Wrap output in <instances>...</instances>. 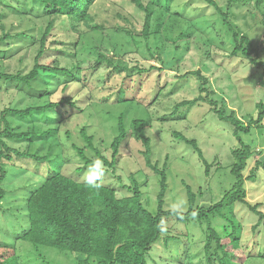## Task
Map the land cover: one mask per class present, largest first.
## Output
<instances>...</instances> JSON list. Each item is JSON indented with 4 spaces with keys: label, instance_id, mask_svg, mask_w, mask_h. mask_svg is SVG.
I'll list each match as a JSON object with an SVG mask.
<instances>
[{
    "label": "trees",
    "instance_id": "obj_1",
    "mask_svg": "<svg viewBox=\"0 0 264 264\" xmlns=\"http://www.w3.org/2000/svg\"><path fill=\"white\" fill-rule=\"evenodd\" d=\"M181 1L127 0L143 14L142 22L123 6L116 9L118 2H110L113 17L108 15L106 21L113 20L114 25L109 29L99 13L102 0H0V61L3 62L0 88L5 86L0 92L10 93L11 89H17L24 96V87L32 89L33 84L41 83L45 87L43 93L29 97L32 104L8 106L0 113V204L11 194L4 186L13 166L32 160L37 167L48 166L47 174L38 170L43 181L31 187L24 200V217L28 219V226L13 238L15 242L23 240L36 249L46 247L73 253L78 256L79 264H148L150 260L153 262L154 254L168 253L170 244L182 239L179 233L170 232L167 221L183 224L196 221L202 228L205 226L201 250L205 264H264L261 243L255 242L251 248L243 244L244 223L236 213V206H243L257 221L252 232L256 234L259 229H264L263 204L251 203L246 188L248 183L258 180L259 172L264 176V152L258 149L259 139L264 137V93L255 102L256 115H250L244 122L226 101L217 97L212 88L214 76L209 73L211 69L207 72L200 68L182 69L184 59L192 50L197 51L204 68L208 61H213L207 51L211 41H207V45L205 39H199V35L205 33L196 26L194 16L188 12L183 16L179 14ZM202 1L213 9V16H217L232 35L231 57L247 60L261 73L253 74L247 82L260 85L264 90V47L259 46L264 44V0ZM256 12L261 15L257 24L252 22ZM11 16L18 21V28L7 22ZM42 20L46 21V26L38 27L36 22ZM239 20L244 22L247 30L238 24ZM58 23L79 35L72 44L73 50L64 48L59 51L49 44ZM259 27L263 33L261 41L256 34ZM110 31L128 38L144 60H158L161 65L139 59L126 62L130 52L119 54L114 49L113 54L108 53L104 41L111 38L108 37ZM87 33L101 34L103 44L93 48L96 52L94 58L80 56L82 40ZM63 45L67 47V44ZM22 49L33 53L31 69L21 66L11 70L9 61ZM183 49L184 54H180ZM59 52L73 59L70 66H62L57 56L43 63L51 59V53ZM135 55L136 52L132 56L137 59ZM165 57H171V60L167 61ZM24 62L25 57L19 60L20 65ZM57 77L65 80L55 90H50L48 79ZM185 90H191L192 95L183 94ZM59 91L62 97L56 99ZM82 100H85L83 105ZM203 104L208 105L210 113H215L221 121L233 127L239 145L232 151L235 161L231 174L235 181L221 200L207 207L197 205L202 193L196 194L186 185L188 210L183 213L166 210L170 159L167 155V161L160 167V162H155L151 156L154 124L186 120L188 109ZM183 109L187 110L184 112ZM52 113L59 119L50 117ZM73 113L84 115L92 122L94 117H100L115 123V136L109 146L106 139L94 131L91 122L81 127L77 134L83 145L73 141L76 133L71 129L66 131L74 155L83 163L77 168V175L91 169L92 183L64 173L70 158L55 153L56 147L61 146L57 138L59 126ZM40 117L52 125L46 131L37 126ZM24 119L31 120L32 126L28 130L20 131L14 127V120ZM172 136L194 148L209 176L213 165L204 157L197 140L189 139L177 130ZM245 137L254 139L248 141ZM47 141L46 154L41 150L32 151L36 143ZM131 141L143 147L141 155L147 168L159 178L156 214L144 204L142 187L134 179L136 174L132 173L134 181L130 185L118 175L124 156L122 147H128ZM24 143V150L23 146L16 147ZM52 161H56L55 165H50ZM96 161L100 162L99 167L93 166ZM108 174L115 177L117 185L112 184L114 181L107 182ZM193 244V240L184 239L177 247V256L171 257L172 262L194 264ZM160 245L163 247L161 251L157 248ZM0 264H21L15 246L0 242Z\"/></svg>",
    "mask_w": 264,
    "mask_h": 264
},
{
    "label": "rangeland",
    "instance_id": "obj_2",
    "mask_svg": "<svg viewBox=\"0 0 264 264\" xmlns=\"http://www.w3.org/2000/svg\"><path fill=\"white\" fill-rule=\"evenodd\" d=\"M190 1H192V3H190ZM110 2H118L116 9L117 7L122 8L123 6L125 11L134 14L138 17L140 22L143 21V14L139 12L137 8L128 4L127 0H102L103 5L99 10V13L105 19L103 20L104 22L106 19L108 20V15L113 17L112 12L110 11V8H113V4ZM178 8H180V15L183 16L188 12L194 16L193 20L196 23V26L205 33L204 35H199V39H205L207 45V41H211V46L208 45L210 48L207 50L206 47V50L210 51V60L213 61V63L208 61L207 63L209 64H206V67L204 68L203 65L205 64L200 63L197 51L192 50L187 55V58L184 59L182 69L187 71L200 68L204 72L211 69L209 73H213L214 76V79H212V88L215 90L217 97L222 101H226L229 108L235 110L238 117L244 122H247L250 115H256L255 102L260 96H263L264 93V90L260 85L253 86L247 81L253 74L261 73H259L258 70L253 69L247 60L231 57L234 40L227 29L223 27L219 18L213 16L214 11L211 7L207 6L202 0H182L181 5ZM260 20V13L256 12L252 22L257 24ZM7 22L9 25L13 23L14 27L17 26L16 28H18V21L14 16L9 17ZM36 23L38 27L46 26L47 24L44 20ZM238 24L247 30L242 20H239ZM27 25L33 26L29 23H27ZM106 25L110 29V27L114 25L113 20L106 21ZM257 31V38L261 41L263 39L262 28L259 27ZM78 36L79 35L76 32L70 31L68 28H64L62 24L58 23L55 32L49 39V44L59 51L64 50V48L73 50L72 44L76 41ZM108 37L112 38H109V40H107V38L104 41V47L108 53L113 54L116 51V53L125 54L126 52H130L131 55H128L126 62H134L139 59L158 66L161 65V62L158 60H144L143 56L136 51V47L133 46L129 42V39L123 34L117 35L113 31H110ZM82 41L83 46L80 47V56L96 57V52L93 48L100 46L101 43L103 44L101 34L87 33ZM63 44H67V47ZM184 44L185 43H183V45ZM120 45L124 47H121ZM259 46L264 47V44H260ZM17 48H20L19 45ZM169 49L172 50L173 48L170 47ZM193 49H195V47ZM135 52V57L137 59L132 56ZM180 54H184V49ZM54 56H57L62 66H70L71 62H73L72 58H66L59 52L54 54L51 53V59H46L43 63L49 62ZM23 57H25V62L20 65L19 60ZM165 59L168 61L171 60V57H165ZM2 64L3 62L1 60L0 69L3 66ZM8 64L11 66V70L19 69L21 66H26V69L29 70L33 65V53L22 49L12 61H9ZM169 73H171V71H169ZM64 80L65 79L62 77L48 79L50 90H55V88ZM4 88L5 86L3 85L0 90H5ZM24 90L26 91L24 96L17 89H11L10 93H4L3 91V93L0 92V113L8 106L26 107L29 104H32L29 97L37 96L40 92L43 93L45 87L42 83L33 84L32 89L24 87ZM149 93L152 95L151 92ZM191 93V90L183 91V94L185 95H192ZM61 97L62 93L59 91V93L56 94V99ZM81 102V105H83L85 100H82ZM208 109L209 107L207 104H203V106L199 107L195 106L188 109L186 120H178V122L170 121L164 125L158 122L154 124L155 129L153 130V133L155 135L151 136V156L155 162H160V167H162L165 164V161H167V155H169L170 159L167 165L169 188L166 194V210H176L182 213L188 210L189 204L186 185L190 186L196 194L202 193V196H198L197 205L207 207L221 200L224 192L230 190L235 181L231 174L232 165L235 161L232 151L239 147V145L237 139L233 135V127L230 123L221 121L215 113H210ZM183 110L185 112L187 109ZM182 111L181 114H184ZM74 114L75 113H73L71 117H68V119L59 126L60 130L57 138L61 146L56 147L55 153H62L65 158H70V161L66 163V166L64 167V173L83 181L88 179L89 176L92 177V171L87 168L85 173L79 176L77 175L78 173L76 170L78 167L82 166L83 163L78 156L74 155L73 150L71 149L72 141L67 139V129H71L76 133L73 141L83 145L84 142L77 134L81 127L86 123L91 122L95 127L94 131H97L100 136L105 138L109 146L115 136V123L111 120H106V118L104 119L100 117H94L92 119L94 122H92L84 115ZM50 117L59 119L58 115L54 113L50 114ZM38 119L39 118L36 120ZM13 122L14 127L20 128V131L28 130L29 127L32 126L31 120L27 119L21 121L14 120ZM38 122L37 126L43 131H46L52 126L42 117H40ZM174 130L182 132L183 135L189 139L197 140L199 147L204 153V157L209 164L213 165L211 168L212 172L209 176L206 173V167L202 160L199 159V155L194 148L176 140L172 136ZM257 135L259 136V134ZM252 139L254 138L245 137V140L248 141ZM259 140L258 149H261L264 152V137ZM58 143L56 142V144ZM21 146H23L24 150L26 143L16 145L18 148H21ZM126 146L127 145H124L121 150V153L124 156L121 157V165L119 166L120 169L118 175L123 177L125 184L130 185L132 181H134L133 178H131L132 173L136 174L134 179L142 187L144 204L151 213L156 214L158 205L157 197L160 190L159 178L147 168L145 158L141 155L143 147L139 143L131 141V143L128 144V147ZM48 147V141L45 143L40 142L32 147V151L35 152L41 150L42 154H46ZM22 162L23 163H17L16 166H13V168L10 169V178L4 186V188L8 192H11V194H8L6 200L0 204V242L2 241L8 245L16 247L21 264H79L77 260L78 256L73 253L46 247H39L36 249L29 242L23 240L15 242L13 240V238L15 239V237L18 234H21L28 226V219L24 217V214H26L24 200L27 198L30 188L37 186V184H40L43 181V177L39 175L38 170L41 169L42 173L45 174H47L48 171V166H43V168L37 167V163L33 160ZM55 163L56 161H52L50 165H55ZM123 167L125 171H123ZM106 176L108 183L114 181L112 184L117 185V183H115V177L111 174ZM257 179V181L247 184L248 199L253 204H263L264 211V176L261 172H259ZM120 192L122 191L120 190ZM236 213L244 223L243 244L248 245L249 248H251L255 242H259L261 243V246H264V229H259V233L256 234L252 232V227L257 221L254 220V218H251L252 216L249 214L248 210L241 205H237ZM218 221L219 220H217V223ZM167 222L171 228L170 232L174 234L179 233L182 239L180 242L171 243L169 247L170 251L168 253H161V255L154 254L152 257L153 262L150 260L148 264H177V262H172L171 257L174 258L177 256V247L187 238L194 242L191 249V253L196 255L194 264H205V260L202 258L203 253L201 251L203 248V242L205 241L203 233L205 226L202 228V226L196 221H191L188 224L177 223L174 220ZM220 222L223 224L222 221ZM157 248L161 251L163 247L160 245ZM257 263L262 264L261 262Z\"/></svg>",
    "mask_w": 264,
    "mask_h": 264
},
{
    "label": "clouds",
    "instance_id": "obj_3",
    "mask_svg": "<svg viewBox=\"0 0 264 264\" xmlns=\"http://www.w3.org/2000/svg\"><path fill=\"white\" fill-rule=\"evenodd\" d=\"M99 165H100V162L99 161H96V162H94V167H99ZM99 177H97V179H98ZM88 182L89 183H92L93 182V178L91 177V176H89L88 177Z\"/></svg>",
    "mask_w": 264,
    "mask_h": 264
}]
</instances>
